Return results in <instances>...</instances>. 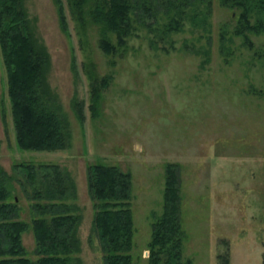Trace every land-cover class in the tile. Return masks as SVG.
Here are the masks:
<instances>
[{
	"label": "rangeland",
	"instance_id": "rangeland-1",
	"mask_svg": "<svg viewBox=\"0 0 264 264\" xmlns=\"http://www.w3.org/2000/svg\"><path fill=\"white\" fill-rule=\"evenodd\" d=\"M25 3L49 54L46 81L68 120L71 143L56 150L18 145L0 48V164L15 173L22 217L31 220L33 200L18 164H60L76 183L70 200L83 214L76 255L81 264H104L87 167L117 164L132 173L133 264H149L151 223L162 211L171 163L180 176L184 259L219 264L218 255L227 253L230 264H264V28L247 31L246 41L237 33V14L211 0L206 28L187 18L167 35V13L159 6L157 17L134 13L124 43L112 34L116 49L107 52L100 26L90 21L79 33L66 3L67 28L58 0ZM102 79L107 83L91 115L92 86ZM77 106H83L84 123ZM23 242L36 258L32 228Z\"/></svg>",
	"mask_w": 264,
	"mask_h": 264
},
{
	"label": "trees",
	"instance_id": "trees-1",
	"mask_svg": "<svg viewBox=\"0 0 264 264\" xmlns=\"http://www.w3.org/2000/svg\"><path fill=\"white\" fill-rule=\"evenodd\" d=\"M64 28L68 26L65 3L79 33L87 31L89 22L102 30L100 45L107 52L116 49L112 34L124 43L134 28V13L142 20L157 17L162 6L167 13L163 33L183 28L184 19L192 24H208L211 0H58ZM237 14V33L249 42L247 31L264 28V0H221ZM156 21V19H155ZM151 23V22H150ZM0 48L7 73L8 95L16 139L20 147L34 150H56L71 143V131L65 114L55 104V95L46 81L50 62L46 46L39 42L29 17L25 0H0ZM105 79L92 86L89 108L95 115L100 87ZM98 96V97H97ZM97 98V99H95ZM85 122L83 106L76 109ZM19 179L32 198L33 216L22 217L15 173L0 164V264H81L79 228L83 214L70 200L77 196L76 183L58 163L22 162ZM87 170L88 191L95 209L93 227L103 250L104 264H133L136 231L132 198V173L117 164L90 162ZM20 178V177H19ZM33 187L28 190L26 183ZM178 166L166 168L163 208L155 213L148 242L149 264H189L184 259L181 219V192ZM34 232L36 258L28 254L23 232ZM219 264H230L227 253H220Z\"/></svg>",
	"mask_w": 264,
	"mask_h": 264
}]
</instances>
